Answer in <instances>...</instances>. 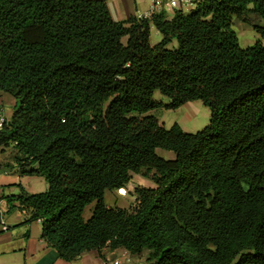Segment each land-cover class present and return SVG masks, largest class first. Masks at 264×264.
<instances>
[{
    "label": "trees",
    "instance_id": "trees-1",
    "mask_svg": "<svg viewBox=\"0 0 264 264\" xmlns=\"http://www.w3.org/2000/svg\"><path fill=\"white\" fill-rule=\"evenodd\" d=\"M246 13L264 20V0L121 21L105 0H0V92L15 100L0 148L47 183L5 199L59 258L123 248L149 264H264V27L240 48L231 18ZM195 100L210 116L194 133L146 114ZM142 170L154 187H135V206L104 203Z\"/></svg>",
    "mask_w": 264,
    "mask_h": 264
},
{
    "label": "crops",
    "instance_id": "crops-1",
    "mask_svg": "<svg viewBox=\"0 0 264 264\" xmlns=\"http://www.w3.org/2000/svg\"><path fill=\"white\" fill-rule=\"evenodd\" d=\"M105 2L111 18L115 21L143 16L151 5V0H105ZM162 8L165 17L170 19L174 10L166 5ZM152 28L154 27H150V31ZM156 33L158 32L155 30V36ZM14 103L13 97L0 92V113L5 119L10 117ZM12 150L10 147L0 148V264H149L146 261L147 252L131 255L123 248L113 250L103 248L100 255L97 250H90L71 261L59 258L57 251L48 247L41 239L40 221L25 222L28 214L16 207L10 209L5 199L7 196L18 194L19 187L28 193L44 191L47 187L38 181L41 176L28 175L15 164V153ZM36 186H39V190H35ZM13 205L17 206V203L14 202Z\"/></svg>",
    "mask_w": 264,
    "mask_h": 264
},
{
    "label": "rangeland",
    "instance_id": "rangeland-1",
    "mask_svg": "<svg viewBox=\"0 0 264 264\" xmlns=\"http://www.w3.org/2000/svg\"><path fill=\"white\" fill-rule=\"evenodd\" d=\"M248 7H252V5H249ZM183 12L188 13L189 10H183ZM253 25L264 27V20L254 17L250 13H246L244 19H238L236 17L231 18V29L237 38V44L240 48H246L261 39L260 35L254 30ZM154 31V28H152L149 35V42L151 45L156 44L161 39L160 34L156 33L157 36H155ZM175 47L176 41L172 40L169 43L168 48L172 49ZM152 98L154 101L159 102L162 105L167 104L170 101L158 91L153 92ZM146 114L156 117L159 123L165 128H169L174 122H176L179 124L182 131L188 133H194L206 126L209 122L210 116L209 109L198 100L192 101V103L189 102L176 109H166L163 106H159ZM7 147L13 149L12 146ZM12 152L15 153V150L13 149ZM155 152L159 157L166 160L174 158V154L171 151L156 149ZM151 177L152 172H146L145 170H142L141 173L138 174H132L131 179L126 186L124 195L107 190L104 192L103 196L104 203L109 207L124 209H129L132 206H135V197L132 194L133 190L135 187H154ZM35 179L36 178H32V180ZM39 179L40 180L38 181H41L42 185H47L44 178L40 177ZM35 190H39V186H36ZM45 190H47V187ZM44 191H36V193ZM93 206L94 202L85 207L83 211V219L86 220L90 217Z\"/></svg>",
    "mask_w": 264,
    "mask_h": 264
},
{
    "label": "built area",
    "instance_id": "built-area-1",
    "mask_svg": "<svg viewBox=\"0 0 264 264\" xmlns=\"http://www.w3.org/2000/svg\"><path fill=\"white\" fill-rule=\"evenodd\" d=\"M199 0H151L150 9L143 16L139 17H148L153 13L160 12L163 8V5H166L169 9L173 10H191L195 7ZM5 122V117L0 113V130L3 127Z\"/></svg>",
    "mask_w": 264,
    "mask_h": 264
},
{
    "label": "bare ground",
    "instance_id": "bare-ground-1",
    "mask_svg": "<svg viewBox=\"0 0 264 264\" xmlns=\"http://www.w3.org/2000/svg\"><path fill=\"white\" fill-rule=\"evenodd\" d=\"M124 193H125V189L124 188L118 189V194L124 195Z\"/></svg>",
    "mask_w": 264,
    "mask_h": 264
},
{
    "label": "water",
    "instance_id": "water-1",
    "mask_svg": "<svg viewBox=\"0 0 264 264\" xmlns=\"http://www.w3.org/2000/svg\"><path fill=\"white\" fill-rule=\"evenodd\" d=\"M9 123V122H8Z\"/></svg>",
    "mask_w": 264,
    "mask_h": 264
}]
</instances>
